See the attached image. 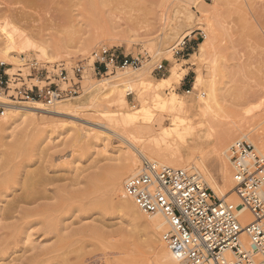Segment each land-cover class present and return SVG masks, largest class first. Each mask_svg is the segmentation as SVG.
<instances>
[{"label": "rangeland", "instance_id": "1", "mask_svg": "<svg viewBox=\"0 0 264 264\" xmlns=\"http://www.w3.org/2000/svg\"><path fill=\"white\" fill-rule=\"evenodd\" d=\"M180 1L38 0L25 7L30 16L16 25L27 37V44L45 46L51 59L27 46L21 64L11 65L0 58L6 61L5 71L12 82L10 93L0 88V102L63 109L64 113L38 111L33 119L14 122L2 105L6 114H0V123L8 129L0 132V185H4L0 186V220L16 221L2 219V214L29 186H34L40 197L37 203L23 205L44 207L29 229H18L11 236L1 234L0 264H163L159 247L151 241L147 218L130 217L119 208L117 203L125 199L104 175L127 165L139 169L144 157L136 148L150 162L172 149L184 151L186 158L195 144L191 132H199L214 118L215 130L231 135L225 146L231 147V141L244 135L247 139L243 141L249 144L264 139V0H204L201 4L208 9L207 18L196 13L195 4L188 6L194 15V32L185 39L186 46L177 44L182 35L169 44V38L176 39L182 29L172 28L180 6L187 5ZM11 2L0 0V6ZM24 5L22 0L11 6L21 9ZM186 14H181V19ZM202 32L206 38H200ZM201 44L207 49L202 57ZM105 47L123 55L144 56L141 67L149 64V72L132 82L112 77L133 73V68L110 67L106 74L99 73L92 55ZM170 47L174 49L167 52ZM183 48L186 52L175 54ZM161 50L164 52L159 54ZM160 64L170 68L169 77L164 79V71H156ZM60 66L70 76L83 67L79 95L54 106L12 101L13 90L23 84L31 89L57 83L67 89L59 77ZM188 71L191 82L183 88ZM198 76L204 78L203 83ZM212 84L218 89L219 103L205 114L200 100L208 98ZM130 87L133 92L121 104L116 93ZM172 98L186 105L184 109L169 107ZM191 103L196 107L193 111ZM242 118L244 127L233 128ZM83 134L87 138L80 139ZM209 143L212 148L217 141ZM256 151L264 155V149ZM203 160L210 174L205 176L202 167L199 169L207 187L223 198L218 188L223 190L228 171L233 174L230 161L213 150L207 151ZM192 163L200 166L197 159ZM153 229L154 234L163 232L156 225ZM99 230L105 235L93 237ZM44 233L54 239L44 240ZM6 240L9 244L2 245Z\"/></svg>", "mask_w": 264, "mask_h": 264}, {"label": "built area", "instance_id": "2", "mask_svg": "<svg viewBox=\"0 0 264 264\" xmlns=\"http://www.w3.org/2000/svg\"><path fill=\"white\" fill-rule=\"evenodd\" d=\"M202 37L206 38L203 32ZM184 52L183 48L175 54ZM92 56L99 73L103 68L105 74L110 67L139 69L144 63L142 55H123L106 47ZM5 66L0 63V88L10 93L12 82ZM59 68V77L67 89L57 83L31 89L23 84L13 90L10 98L14 102H45L48 106L73 99L82 90L83 67L76 68L73 76L64 66ZM165 68L160 64L156 71L163 72ZM4 113L5 108L0 106V114ZM229 156L243 206L255 218L246 227L239 218V207L218 198L196 171L144 159L137 174L126 180V196L144 214L161 215L169 222L163 240L182 264H264V155L253 145L239 141L230 147ZM244 234L250 240V249L244 248Z\"/></svg>", "mask_w": 264, "mask_h": 264}, {"label": "bare ground", "instance_id": "3", "mask_svg": "<svg viewBox=\"0 0 264 264\" xmlns=\"http://www.w3.org/2000/svg\"><path fill=\"white\" fill-rule=\"evenodd\" d=\"M13 1L14 2H11L10 4H6L5 7H3V5H2V7L0 6V58H2L3 60L5 59V60L9 61L11 63V65H13V63H16L17 65L19 63L21 64L26 60L24 53L26 52L25 46H27V47H30L31 49H33L35 52L42 54V56H45L48 59H51L50 54L48 52V49L45 46L32 44V43L27 44V37L19 30V28L16 25V24H21L22 22L25 21V19H27L30 16V13L25 10V7H27L28 5L29 6L34 5L38 0H23L26 3V6L24 5V7H22L21 9L13 8V6H11V5H12V3H14V4L16 3V5L20 4L22 0L21 1L20 0H13ZM197 1H200V2L197 3ZM180 2H184L187 5L186 6H180V9L176 13V17H175L176 21L172 25V28L174 29V31L178 27L182 28V29H180L178 31V33H177L178 35H177L176 39H173V37L169 38V44H171L172 42L175 44L177 42V39L182 35L180 40L177 43L179 45V44L183 43L185 41V39L194 32V29L191 26V22L194 18V15H193V13L190 12V8L188 6L195 4L196 5V13H199L205 17L207 16L208 9L205 6H203V4H201L202 2H205L204 0H182ZM216 2L218 3V1H216ZM186 12H187V14L185 17H183L184 19H181L180 15L183 13H186ZM165 17H167V16H165ZM206 43H207V47H208V45L211 44V41H208ZM177 44L174 47L178 46ZM173 49L174 48L170 47L166 51L171 52ZM163 52L164 51L161 50L158 53L161 54ZM206 52H207L206 44L205 45L201 44L200 48H199V54L201 55V57L203 55H205ZM159 54H158V56H159ZM0 63L7 65L6 61H0ZM128 68H130V67H128ZM149 69H150L149 64H146L143 67L134 70L135 72H133V73L126 72L125 74H117V75H114L112 77V79H114V80L126 79L129 82H132V81H135V80L143 77L145 74H147L149 72ZM109 79H107V80H109ZM197 80L200 83L204 82V78L202 76H198ZM112 86H115V84H113ZM132 92H133V88H131V87L128 91H123L120 89L116 93V97H117L118 102H120L121 104L124 103L125 102V96L132 93ZM218 99H219L218 89L215 87L214 84H212L210 87L208 98L204 99V100H200V103L202 104L201 110L205 114H208V112H210L215 106L218 105V103H219ZM167 104L169 107L173 108L174 110H176V109L182 110L186 106V105L184 106V104H180L174 98L169 100L167 102ZM2 105L6 106V108L9 111L11 119H13V118L15 119L14 122H16V120H18V119L20 120L22 118H24V120L27 118L33 119V118H35L34 115H36V113L38 111H40V112L44 111L47 113H55V114H59V115H63V113H64L63 109L50 110V109H43L40 107H24V106H20V105H15V104H10V103L4 104V103L0 102V106H2ZM195 108L196 107H195L194 103H191L189 109H191V111H193ZM185 110H186V108H185ZM248 110H249L248 113L250 114L251 113L250 109H248ZM5 114L6 113H4V115H1V116H5ZM209 116H213V115H209ZM208 119H209V117H208ZM214 119L208 120V124L203 126L199 130V132H197V133L194 131L191 132V137L194 140V143L196 145L194 144L193 147L189 148V151H188L189 153L187 154L186 158L184 157V153H183L184 151L172 149L170 151H166V152L161 153V154H167V155H161L160 154L159 155L160 158L155 159V162H157L159 164L167 165L169 167L181 168V169L184 168L186 170H191V171L194 170L201 176L204 183L207 184L206 179H205L206 177L204 178V175L201 173V171L199 169L200 167H202L203 171H205V173H206L205 176L210 174L208 167L206 166V164L204 163V160H203V157L205 156L206 152L210 151V150L217 152V154L219 152H221L222 154L225 155L227 160L230 161V156H229L230 147L228 145L225 146V143H227V140L230 138L229 136H231V135L228 133H225V132H219V131L215 130V126L213 125V123L215 122ZM243 120H244V118H242V120H240L239 123L236 122V124L234 125L233 128H241L243 126L242 123H244ZM198 126H200V125H198ZM6 128H7L6 125H2L0 123V132L1 131L3 132ZM179 131L180 130H178L176 133L178 134ZM109 134L117 136V134H115V132H113V131H110ZM83 137H85L84 134L80 137V139H83ZM85 138H87V137H85ZM244 138L247 139V135H244L241 138L237 139L238 141H231V142L236 143L239 141H243ZM121 139H123V138H121ZM214 139H216L217 144H214L213 145L214 147L209 148V146L211 145L209 143V141L214 140ZM249 142H251V144H254L257 150L264 149V139L263 138L257 139V143L256 142L252 143V141H249ZM168 146H169V144H168ZM162 148H163V146H162ZM159 149H161V148H159ZM136 152H139V154H141V156L144 157V159L147 158V156H145L144 153L137 148H136ZM257 152H259V151H257ZM197 154H198V156H196ZM167 156H169V157H167ZM195 156H196V158H195ZM165 158L168 159V161H165L166 160ZM194 159H197V161H199L200 166L193 164V163H192L193 165H190V163L193 162ZM136 168L135 167L133 168L132 166L130 167L129 165H127V166H124L122 168L117 169L111 175H108V174L104 175V178L107 179L108 181L112 182L115 186L116 191L120 192V194L125 199L124 203L118 202L117 206L119 208H122L126 212V214L130 217H133L134 215L137 214L142 219L147 218V221H148V222L146 221L147 227L150 230L149 235H151V237H153L151 241L154 245H157L159 247L158 252L160 254V259H161L163 264H182L171 253V251L167 248V246L163 240L162 234H164L169 229V222L167 221V219H165L161 215L144 214L138 208V206L134 203V201L126 196V193H125L126 180L137 174L138 169H136ZM222 171H223V168H222ZM8 176L10 178V175H8ZM5 179L6 178H4V180ZM29 180H31V179H29ZM211 183H213V182H211ZM31 184L35 185L33 183H31ZM27 185H29V184H27ZM0 186H4V185L2 184ZM92 186L94 187L95 184H92ZM25 187H27V186H25ZM1 188L2 187H0V190H1ZM5 188H3V189H5ZM10 188H11V185L7 186L6 192ZM218 189H219L220 193L223 194V198L220 197V199L230 200L235 206L239 207L238 215H239V218L241 219L243 227H246L249 223L254 221L255 218H254L253 213L248 208L243 206V202H242V200L238 194L237 185L233 179V174L231 173V171H228V173L226 174L225 185H224L223 190L221 188H218ZM36 192L37 191H35L34 186H29L28 189L23 192V194L19 195L18 197H15L14 201L7 204V207L5 208L4 213L2 214V219H6V220L8 219L9 220V218H15L16 221L13 223H2L0 220V236H1V234H6L7 236H11L10 234L14 233L16 230H18V229H29L31 227V225L34 224V222L36 220L33 218H35L38 214H40L39 209L44 207V205H40L35 209H30V208H26L23 204H27V205L30 204L31 205V204L37 203L38 199L40 197L38 195L40 193L38 194V192L37 193ZM145 215L148 217H146ZM153 225L154 226L156 225V228L159 229L160 232H162L161 230H163V232L160 233V235L154 234L153 233L154 232V229H153L154 226ZM7 233H9V234H7ZM46 233L51 234L52 232L47 231ZM46 233L43 234L44 240L49 241V239L51 237H49ZM93 235H94L93 237H95V238L103 237L105 235V232L99 230V231H96L95 234H93ZM51 239L53 240L54 238H51ZM242 241H243L244 248L250 249V245H251L250 240L246 234L243 235ZM6 244H9V242L7 240L5 241V244L3 243L2 245H6ZM55 246L56 245L53 244L52 248H54ZM42 253H43V251H42Z\"/></svg>", "mask_w": 264, "mask_h": 264}, {"label": "crops", "instance_id": "4", "mask_svg": "<svg viewBox=\"0 0 264 264\" xmlns=\"http://www.w3.org/2000/svg\"><path fill=\"white\" fill-rule=\"evenodd\" d=\"M103 71H104V69L101 68V72H103ZM171 73H172V71L170 70V68L166 66L165 71L163 72V76L162 77L165 79V78L169 77L171 75ZM190 74H191V71H188L185 74V76H184V78L182 80L183 81V83H182L183 88H186V85L190 84V82H191L190 79H189ZM187 92H191V90L190 89H187Z\"/></svg>", "mask_w": 264, "mask_h": 264}]
</instances>
